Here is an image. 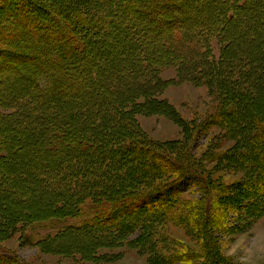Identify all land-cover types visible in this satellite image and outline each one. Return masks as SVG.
I'll return each mask as SVG.
<instances>
[{"label": "trees", "instance_id": "trees-1", "mask_svg": "<svg viewBox=\"0 0 264 264\" xmlns=\"http://www.w3.org/2000/svg\"><path fill=\"white\" fill-rule=\"evenodd\" d=\"M36 1L44 8L38 9L31 0H0V93L11 101L8 117L17 114L23 120L16 123L18 131L31 134L28 140L12 130V124L7 127L10 132L0 127L1 215L7 213L4 205L15 200V193L29 196L31 201L15 203L31 210L41 202V218L50 219L49 225L82 219L79 226L58 229L52 240L75 236L99 242L110 234L125 236L161 214L167 216L193 178L207 191L209 172L195 175L167 155L161 161L157 159L162 156H146L142 149L137 154L139 143L118 144L119 131L127 130V123L115 116L119 105L110 97L118 82L113 80H124L128 74L149 82L168 67L182 75L197 74V69L211 67L215 46L230 50L231 41L243 37H257L263 44L264 0H85L95 9L91 17ZM70 16L77 18L71 21ZM13 57L15 63L8 64ZM187 57L194 59L188 62ZM258 61L264 68V58L257 56ZM26 66V72H20ZM261 98L262 93L241 96L242 108L234 114L247 120L236 132L245 135L242 147L247 148L237 160L258 171L252 187L264 199V110L252 104H262ZM250 108L257 111L255 119L247 115ZM226 121V113L214 120L217 125ZM254 129L257 135L249 136ZM19 143L28 144L30 156L17 158ZM134 153L140 160L131 157ZM168 173L171 182L152 190L139 188ZM209 208L203 209V222H212L207 230L215 232L224 217ZM176 213H170L171 218ZM24 214L21 228H26L28 216L33 227L40 225L35 214ZM18 219L9 221L15 224ZM206 254L165 261L187 263L198 257L204 261L210 259ZM0 264L25 263L7 252L0 254Z\"/></svg>", "mask_w": 264, "mask_h": 264}, {"label": "rangeland", "instance_id": "rangeland-1", "mask_svg": "<svg viewBox=\"0 0 264 264\" xmlns=\"http://www.w3.org/2000/svg\"><path fill=\"white\" fill-rule=\"evenodd\" d=\"M31 1L38 9L43 7L36 0ZM45 1L63 6L65 12H73L78 17H91L95 12L93 5L85 0ZM70 7L74 10H69ZM74 18L77 17L70 16L69 20ZM255 40L243 37L237 43L231 41L234 46L230 50H223L220 45L213 47L211 67L197 69V74L182 75L178 69L168 67L149 82L145 77H129L128 74H124L128 76H123L124 80H113L118 82V88L113 87V96L110 97L119 105L115 108V116L119 122L127 123V130L119 131L118 144L139 143L137 154L142 149L146 156L152 153L157 158L162 156V159H157L161 161L167 155L186 165L195 175L209 172L207 191L193 178L181 191L167 216L161 214L125 236L110 234L99 242L75 236L52 240L58 229L79 226L82 219L49 225L50 219L41 218V202L28 210L26 205L15 201L24 198L31 201V197L15 193V200L12 198L4 205L7 208L5 216L0 212V250L3 251L0 254L11 252L25 264H205L214 258L217 264H264V199L252 187L258 179V171L251 169L247 162L237 160L247 152V148L242 147L245 135L236 133L247 124V120L237 119L234 114L240 112L242 105L238 99L245 94L254 96L262 93L261 107L259 102L252 104L264 110V68L257 62V56L264 58V43H259L257 37ZM187 59L189 62L194 58ZM7 63H15L14 57ZM27 69L26 66L20 72L25 73ZM1 96L0 93V127L6 132L18 131L17 124L23 120L20 115L18 119L17 114L16 118L8 117L13 110L9 108L11 101L6 102V98ZM252 110L250 108L247 115L255 119L253 113L257 114V111ZM220 113H226V124L214 122ZM11 124L12 130H7ZM18 134L31 139V134ZM248 135H257V132L254 129ZM26 145L19 143L15 148L19 160L22 154L30 156L32 152ZM136 153L131 155L135 161L140 160ZM120 173L123 174L124 170ZM172 179V174L168 173L139 188L152 190ZM120 184L125 186V183ZM207 207L224 217L222 222H218L219 230L215 232L207 230L212 228V222H203V209ZM24 212L35 214V220L40 218V225L33 227L28 216L26 228H21L20 217L26 218ZM173 212L174 215L177 212L176 218H171ZM11 218L18 220L12 224ZM205 253L210 259L203 261L198 257L187 263L165 261L173 256H202Z\"/></svg>", "mask_w": 264, "mask_h": 264}]
</instances>
